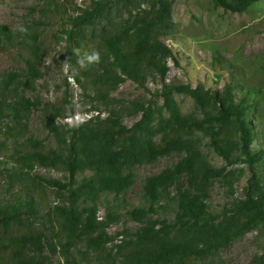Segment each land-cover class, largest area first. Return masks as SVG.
Segmentation results:
<instances>
[{
	"label": "trees",
	"instance_id": "1",
	"mask_svg": "<svg viewBox=\"0 0 264 264\" xmlns=\"http://www.w3.org/2000/svg\"><path fill=\"white\" fill-rule=\"evenodd\" d=\"M175 1L91 0L81 7L75 0H48L32 25H0V50L22 58L20 67L0 75V180L20 192L0 201V264H220L219 253L247 232L264 234V137L257 139L261 132L249 123L252 116L264 123V96L250 78L228 82L222 92L168 82L176 56L163 36ZM258 1L212 4L244 14ZM46 19L60 21L53 36L66 43L58 64L68 63L69 76L62 98L42 107L28 93L44 78ZM79 51H98L100 61L81 68ZM68 77L89 101L86 112L104 109L105 117L99 111L78 125H59L65 105L74 108ZM127 81L147 93L149 83L161 88L132 101L115 98ZM176 94L189 96L197 113L184 114ZM39 108L52 145L27 135ZM125 117L138 119L128 126ZM203 138L223 165L208 159ZM174 155L177 162L144 179L142 202L128 207L123 198L136 170ZM236 162L247 167L243 198L216 211L211 191L225 181L233 186L228 168ZM37 167L63 178L38 175ZM47 192L55 200L50 206L43 200ZM124 217L136 226L110 234Z\"/></svg>",
	"mask_w": 264,
	"mask_h": 264
},
{
	"label": "rangeland",
	"instance_id": "2",
	"mask_svg": "<svg viewBox=\"0 0 264 264\" xmlns=\"http://www.w3.org/2000/svg\"><path fill=\"white\" fill-rule=\"evenodd\" d=\"M75 1L79 6L84 7L91 0ZM48 6V0H0V25H9L13 28L32 25L34 19L41 17L42 13L38 11ZM172 21L171 28L163 36V41L171 47L176 56V62L173 60L169 62V83L188 84L192 87L203 84L207 89L222 92L226 83L233 82L239 77L250 78L264 96V0L253 4L244 14L225 11L222 7L216 8L212 0H176L173 5ZM59 23V19H46L45 25L41 27L44 44L48 47V54L42 65L44 78L36 84L35 91L29 92L28 96L38 99L42 107L55 105L62 98L65 92V78L69 76V69L58 64V56L66 45L64 41H56L53 36L60 29ZM79 54L86 55L80 51ZM231 62L239 65L238 70L224 66L225 63ZM21 65L22 58L15 53L9 56L0 50V75ZM68 81V100L74 108L71 110L70 105H65V116L58 120L59 125H67L65 118L68 115H84L90 107L89 101L83 97L73 78L68 77ZM148 87L151 93L161 88L157 83H149ZM151 93L140 90L135 83L127 81L114 92L113 96L122 101H132L143 94L150 96ZM235 94H239L238 90H235ZM175 99L184 114L197 113L194 102L189 96L176 94ZM159 103L161 105L162 101ZM41 109H36L30 115L27 135L45 139L49 145H52L54 140L47 134L46 119ZM100 112L102 117L107 115L104 109ZM262 113L264 116V106ZM137 119L138 117H125L124 122L130 126ZM249 123L258 130L257 132H261L257 134V139L264 137V123L258 124L254 116L250 118ZM202 142L208 159L217 166L223 165L225 161L213 152L208 144L209 140L203 138ZM179 158L174 155L138 168L136 183L123 198V202L128 207L140 204L144 179L159 173L177 162ZM228 169L234 173L231 176L234 177L233 186L225 181L216 184L211 191L210 203L216 211H222L243 198L247 179L246 164L236 162ZM35 173L46 178H63L60 172L53 169L37 167ZM19 193L18 186L10 188L5 179L0 180V201L10 200ZM43 200L47 206L55 203L51 192H47ZM98 215L103 218L106 215L105 210L101 208ZM135 226L134 222L124 217L109 229V233L114 235L126 227ZM122 238L123 236H120L118 239ZM263 260L264 234L260 230L247 232L242 238L223 249L217 257V262L220 264H263Z\"/></svg>",
	"mask_w": 264,
	"mask_h": 264
},
{
	"label": "clouds",
	"instance_id": "3",
	"mask_svg": "<svg viewBox=\"0 0 264 264\" xmlns=\"http://www.w3.org/2000/svg\"><path fill=\"white\" fill-rule=\"evenodd\" d=\"M100 61V53L98 52V51H93L91 54H86L84 57H82L80 60H79V65H80V67L81 68H84V67H86L87 65H90V64H93V63H98ZM69 67V65H68V63L66 62L65 63V68L67 69ZM95 112H99V111H93V112H91V113H86V114H84V116L85 115H92L91 116V118L93 117V116H97V115H99L100 114V112H99V114H95ZM74 115H76V114H74ZM81 115V114H80ZM68 116H71V115H68ZM67 116V117H68ZM102 116V115H101ZM66 117V118H67ZM65 118V119H66ZM91 118H89V119H91ZM89 119H87V120H89ZM87 120H85V121H87ZM85 121H83V122H85ZM66 122V121H65ZM83 122H80V123H83ZM80 123H75L74 125H78V124H80ZM67 125H69V126H74V125H70V124H68V123H66Z\"/></svg>",
	"mask_w": 264,
	"mask_h": 264
},
{
	"label": "built area",
	"instance_id": "4",
	"mask_svg": "<svg viewBox=\"0 0 264 264\" xmlns=\"http://www.w3.org/2000/svg\"><path fill=\"white\" fill-rule=\"evenodd\" d=\"M95 114H99V112H95ZM92 115H80V114H76V115H71V116H68L65 121L66 123L70 124V125H74L75 123H80V122H83L89 118H91Z\"/></svg>",
	"mask_w": 264,
	"mask_h": 264
}]
</instances>
